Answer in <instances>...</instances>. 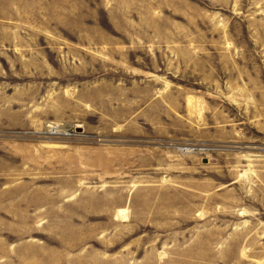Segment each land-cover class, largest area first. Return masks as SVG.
I'll return each mask as SVG.
<instances>
[{
    "label": "rangeland",
    "instance_id": "obj_1",
    "mask_svg": "<svg viewBox=\"0 0 264 264\" xmlns=\"http://www.w3.org/2000/svg\"><path fill=\"white\" fill-rule=\"evenodd\" d=\"M0 264H264V0H0Z\"/></svg>",
    "mask_w": 264,
    "mask_h": 264
},
{
    "label": "bare ground",
    "instance_id": "obj_2",
    "mask_svg": "<svg viewBox=\"0 0 264 264\" xmlns=\"http://www.w3.org/2000/svg\"><path fill=\"white\" fill-rule=\"evenodd\" d=\"M122 212V210H120Z\"/></svg>",
    "mask_w": 264,
    "mask_h": 264
}]
</instances>
